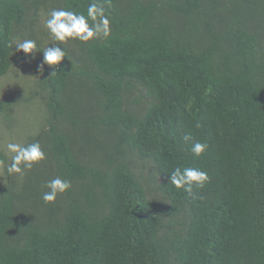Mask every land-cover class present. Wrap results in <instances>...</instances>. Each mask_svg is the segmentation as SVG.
I'll return each instance as SVG.
<instances>
[{"label":"trees","instance_id":"trees-1","mask_svg":"<svg viewBox=\"0 0 264 264\" xmlns=\"http://www.w3.org/2000/svg\"><path fill=\"white\" fill-rule=\"evenodd\" d=\"M90 2L0 0V78L14 57H43L40 17ZM100 3L111 35L56 41L67 56L26 97L45 119L23 143L47 158L23 178L0 168V264H264V0ZM13 106L0 99L6 119ZM178 166L209 180L177 189ZM55 175L72 186L45 204Z\"/></svg>","mask_w":264,"mask_h":264},{"label":"clouds","instance_id":"clouds-1","mask_svg":"<svg viewBox=\"0 0 264 264\" xmlns=\"http://www.w3.org/2000/svg\"><path fill=\"white\" fill-rule=\"evenodd\" d=\"M43 27L47 30L52 42L41 50L43 60L37 66L39 73L44 72L45 65L57 66L67 56L66 49H62L59 44L64 45L69 40L87 43L101 37L108 38L112 31L109 15L106 14L100 0H91L87 5L86 14L63 7H53L47 12L46 18L43 20ZM56 41L60 43L58 44ZM50 44L52 46H49ZM8 47L16 51L22 50L25 55L38 51L37 41L31 38L14 37L8 42ZM191 139L190 135L183 137L185 142ZM2 148L5 154H10V159L0 160V168H3L9 176L16 174L23 178L35 165L47 158V154L38 140L19 143L7 139L3 142ZM207 148V143L195 141L190 145L189 151L193 156L199 157ZM208 180V173L199 167L181 168L178 166L170 172L169 183L175 188L183 189L186 193L191 194L193 187L202 188ZM71 186L70 180L55 175L44 181L43 187L46 190L42 191L41 199L45 204L54 203L57 196L67 192Z\"/></svg>","mask_w":264,"mask_h":264},{"label":"rangeland","instance_id":"rangeland-1","mask_svg":"<svg viewBox=\"0 0 264 264\" xmlns=\"http://www.w3.org/2000/svg\"><path fill=\"white\" fill-rule=\"evenodd\" d=\"M40 19L39 26L42 27L44 19L43 17ZM42 60L43 57L39 56L18 62L14 57L9 71L0 78V99H13L14 103L11 119H6L0 113V150L4 153L3 142L11 139L13 142L23 143L27 135L38 131L39 125L45 119L40 96L34 95L31 100L26 98L38 89L37 82L42 73L38 72L37 66ZM6 155L10 157V154ZM151 166L152 164L147 162L144 173L152 171ZM1 182L0 169V184Z\"/></svg>","mask_w":264,"mask_h":264}]
</instances>
